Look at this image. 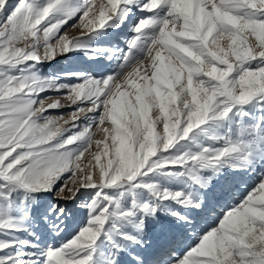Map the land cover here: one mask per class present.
<instances>
[{"label": "snow or ice", "instance_id": "6c2138e0", "mask_svg": "<svg viewBox=\"0 0 264 264\" xmlns=\"http://www.w3.org/2000/svg\"><path fill=\"white\" fill-rule=\"evenodd\" d=\"M0 264H264V0H0Z\"/></svg>", "mask_w": 264, "mask_h": 264}, {"label": "rangeland", "instance_id": "374dc122", "mask_svg": "<svg viewBox=\"0 0 264 264\" xmlns=\"http://www.w3.org/2000/svg\"><path fill=\"white\" fill-rule=\"evenodd\" d=\"M68 33L70 36H77L79 35V32L75 29H68ZM128 37V29H125V32L121 33H114L112 35H109L105 37L101 42L100 46H112V45H119L124 46L125 41ZM62 61V62H61ZM107 67L106 61H89L87 60L82 53H72L69 57H58L55 61L48 64L45 63L42 65V69L45 72V74H57L63 71H86L89 74H97L100 72H103L105 68ZM114 67V65H113ZM56 71V72H55ZM75 82V81H74ZM54 98H59V94L52 93L51 94ZM51 102V101H48ZM61 103L65 105L64 107L53 110L49 113V115L53 117H57L60 115L64 116V119H69V112L71 111L70 107L67 106V102L62 100ZM99 138V137H98ZM87 156V154H86ZM85 163L87 160L84 161ZM251 183V180L249 177L245 176L242 177L241 182L238 184V187L234 188L232 191V199L229 201L230 203L234 200L239 198V195L246 190V183ZM48 200H52V197H48ZM81 201H67V202H61V206L64 207L68 213V220L67 223L69 226L72 225L74 219H81L83 217V212L81 209L76 207L77 203H81ZM221 208H217V212L221 211ZM210 216H214V213H210Z\"/></svg>", "mask_w": 264, "mask_h": 264}, {"label": "bare ground", "instance_id": "6f19581e", "mask_svg": "<svg viewBox=\"0 0 264 264\" xmlns=\"http://www.w3.org/2000/svg\"><path fill=\"white\" fill-rule=\"evenodd\" d=\"M123 32H125V30L123 31ZM123 32H121V33H123ZM62 62V61H61ZM56 72V71H55Z\"/></svg>", "mask_w": 264, "mask_h": 264}]
</instances>
